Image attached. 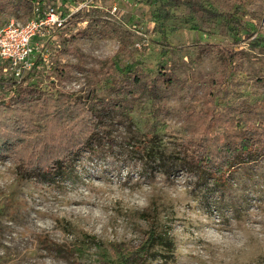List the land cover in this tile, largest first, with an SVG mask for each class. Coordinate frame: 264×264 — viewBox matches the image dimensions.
Wrapping results in <instances>:
<instances>
[{
    "label": "rangeland",
    "instance_id": "rangeland-1",
    "mask_svg": "<svg viewBox=\"0 0 264 264\" xmlns=\"http://www.w3.org/2000/svg\"><path fill=\"white\" fill-rule=\"evenodd\" d=\"M29 1L0 10V26L33 18L36 4L55 7L64 22L33 38L23 75L82 106L112 99L119 107L97 151L57 176L47 172L60 165L32 151L42 145L32 141L42 94L2 87L10 109L0 133V264H123L124 253L151 244L153 230L169 240L143 264H264V155L239 167L226 189L175 159L201 124L224 131L221 120L208 127L229 107L212 96L214 84L241 83L233 107L264 99V0ZM236 19L250 29H236ZM0 73L11 77L4 65Z\"/></svg>",
    "mask_w": 264,
    "mask_h": 264
},
{
    "label": "trees",
    "instance_id": "trees-1",
    "mask_svg": "<svg viewBox=\"0 0 264 264\" xmlns=\"http://www.w3.org/2000/svg\"><path fill=\"white\" fill-rule=\"evenodd\" d=\"M32 3L29 0H0V10L15 12L27 8ZM74 16L78 17L79 14ZM233 22L237 26L236 29H250L249 25L238 19ZM94 31L99 34L102 33V35L105 34L102 29ZM90 34L92 32L87 30L77 33L79 36ZM122 42L121 49L125 50L128 42L126 39ZM67 67L68 65H63L61 69L65 70ZM160 79L165 83H170L172 76L163 75ZM6 83H10L12 87H16L20 91L24 85L29 86L32 88L31 94L36 91L42 94L36 99L39 102L42 101L43 110H40L32 119L33 124L37 122L39 123L38 126L42 127L34 132L33 135L37 136L32 141H41L42 145L37 143L35 146H30L37 156V162L50 158L52 164L60 165L59 167L52 165L53 168L58 167L60 170L57 172L48 171L47 174L59 176L63 172L64 175V172L67 171V169L64 171L67 167L66 162L69 161L68 166H70L84 152L97 151L96 148L102 145L103 139L108 135L106 133L108 131H104V128L117 116L115 112L119 103H115V100L112 99L101 100L102 107L82 106L81 102L74 99L71 94L60 89L43 91L40 89L43 87L38 83L31 82L25 75L17 79L13 76L6 78L0 73V92ZM214 85L218 86V89L216 93L212 89L210 90L212 96L218 97V101L221 103L226 102L229 107L226 105L228 108L224 109V112L210 115L208 127H213L215 121L221 120L225 127L224 131L220 135H212L208 129L201 131V124L200 127L198 126L193 130L195 139L189 145L185 144L183 148L178 150L175 159L180 162L183 168L191 169L207 180H211L218 189H226L230 186L234 173L239 167L264 155V99L255 102L249 109L233 107L229 99L241 90V83L237 79H230L222 86L220 83ZM28 100L29 98L24 102ZM48 103L52 107L48 106ZM9 109V103L6 100L4 103L0 102V133L3 124L6 122L3 116ZM59 131L62 132L61 135L58 133ZM0 138L3 136L0 135ZM50 140L56 142L49 145L48 141ZM111 145L110 147H113V143ZM158 150L159 146L152 144L149 147L151 155H155ZM40 164L34 167L37 171L40 169ZM148 240L151 241V244H145L124 253L122 255L123 264H143L149 252L156 256L159 253L155 249V243L166 246L169 235L168 232L153 230L150 232Z\"/></svg>",
    "mask_w": 264,
    "mask_h": 264
},
{
    "label": "built area",
    "instance_id": "built-area-1",
    "mask_svg": "<svg viewBox=\"0 0 264 264\" xmlns=\"http://www.w3.org/2000/svg\"><path fill=\"white\" fill-rule=\"evenodd\" d=\"M36 15L26 21L13 20L0 26V65L4 70L20 79L33 63L29 60L33 55L35 44L33 38L48 26L63 25L64 18L55 7L41 10L34 6Z\"/></svg>",
    "mask_w": 264,
    "mask_h": 264
},
{
    "label": "crops",
    "instance_id": "crops-1",
    "mask_svg": "<svg viewBox=\"0 0 264 264\" xmlns=\"http://www.w3.org/2000/svg\"><path fill=\"white\" fill-rule=\"evenodd\" d=\"M35 44V42H33Z\"/></svg>",
    "mask_w": 264,
    "mask_h": 264
}]
</instances>
